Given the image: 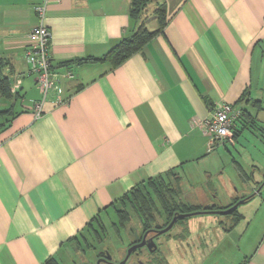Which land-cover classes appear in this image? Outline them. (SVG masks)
<instances>
[{
    "label": "crops",
    "instance_id": "0c3cea01",
    "mask_svg": "<svg viewBox=\"0 0 264 264\" xmlns=\"http://www.w3.org/2000/svg\"><path fill=\"white\" fill-rule=\"evenodd\" d=\"M44 1L0 0V58L12 87L0 109H11L0 125V264H61L95 216H117L114 204L133 187L173 169L197 172L213 151L199 124L220 103L246 111L223 145L258 127L264 132L253 92L264 83V0H151L137 19L132 0H49L51 56L58 72L74 76L62 81L64 102L50 92L36 117L33 101L43 92L26 50L39 23L34 5ZM163 2V30L123 63L77 61L104 56L142 21L158 28ZM248 163L255 172L238 162L243 179L264 167V156ZM233 187L219 201L192 205L243 199ZM239 206L242 218L221 226L223 239L243 225L241 246L253 245L240 249L244 263L264 264V203L249 222Z\"/></svg>",
    "mask_w": 264,
    "mask_h": 264
},
{
    "label": "rangeland",
    "instance_id": "374dc122",
    "mask_svg": "<svg viewBox=\"0 0 264 264\" xmlns=\"http://www.w3.org/2000/svg\"><path fill=\"white\" fill-rule=\"evenodd\" d=\"M147 27L151 29L153 26L148 22ZM262 78H264V73ZM256 86L253 92L260 95L259 98L262 101L259 103V109L260 114L264 116V83H262L259 89ZM1 97L0 95V109L4 105L1 102L5 101V98ZM251 107L259 111L256 104ZM2 114L4 113H0V125L11 117L10 114ZM256 129L258 130H251L241 135L239 137L240 140L233 145L230 142L227 145L218 142L216 147L212 149L211 158L197 172L194 169L188 171L186 166L181 173L183 178L180 199L188 204H192V202H216L220 200L215 198L217 194H219L218 198L220 196L227 197L229 195V191L227 190L234 186L233 191L234 189H238L240 194H245V196L252 194L255 196L254 199L239 206V210L245 213V218L249 222L251 220L250 217H253L256 209L261 207V203H264V167L256 171L253 178L243 179L239 175L237 166L238 162H240L243 164L245 171L251 174L255 170L248 167L249 157L261 158L264 156V132L259 127ZM241 144L247 145L248 150H245ZM243 157L246 164L242 160ZM199 166L200 164L197 167ZM173 179L172 177L170 178L172 183L175 181ZM259 181L263 182L262 185H259ZM160 211L163 212L162 209ZM156 212L159 222L165 225L166 219L164 214L160 213L159 210ZM129 214H131V219L126 222V226L141 224V219L132 209L129 210ZM110 216L111 218L107 221L108 227H106V232L102 230L103 232L100 233L102 234L101 238H97L96 234L92 232L86 233V237L82 239V245L78 244L76 248L70 249L68 256L63 259L61 264H79L82 260L87 259V255L94 257L96 250L103 249L105 245L113 244L115 239L119 240L120 238L113 232V227L110 224L111 221L117 220V216L113 211ZM184 223L189 224L190 229H192L191 233H188L189 236L187 234L186 240H177L175 235L178 232H183L181 225ZM184 223H178V225H175L162 235L165 255L173 264H245L246 257L244 253L249 251L253 245L251 243L248 245L250 249L242 248L239 235L243 225L237 226L235 231L229 235L230 238L226 237L225 240L223 239L221 226L227 225L229 227L233 225V216L222 215L216 212H202L188 216ZM241 248L245 252L240 250Z\"/></svg>",
    "mask_w": 264,
    "mask_h": 264
},
{
    "label": "trees",
    "instance_id": "16d2710c",
    "mask_svg": "<svg viewBox=\"0 0 264 264\" xmlns=\"http://www.w3.org/2000/svg\"><path fill=\"white\" fill-rule=\"evenodd\" d=\"M151 0H132L130 14L134 18H139L143 14L146 6ZM164 2L159 4L157 8L158 12V23L159 27L150 30L147 27L145 21H142L136 31L129 37L122 38L117 44H115L104 56L102 57H88L86 59H78L79 63L83 62H96V61H109L113 67L120 65L127 58L132 56L135 52L140 50L150 39L163 30L166 23V8ZM6 62L0 58V95L6 98L12 97V87L10 79L4 74L3 70ZM11 111L0 110V113H7ZM246 115V111L243 109L241 116ZM174 178L173 183L170 178ZM181 180L182 176L176 169L170 170V172L165 174H160L157 177L150 178L148 181L140 183L133 187L128 193L121 197L115 204L114 208L116 210L118 219L112 222L111 226L114 225H125L131 219V214L129 210L132 209L141 220L151 221L152 218L157 214V210L163 213L166 219L165 226L169 224L174 212L179 211L180 213L193 212L198 210H217L225 209L234 205L240 197H237L228 206H219L217 204H207V205H192L180 199L181 191ZM174 184V185H173ZM247 197V196H246ZM243 197V198H246ZM163 212H161V209ZM228 215L233 216L234 223L242 218L238 212V207L233 210ZM186 217H180L177 219L175 225L178 223H184ZM108 221V220H107ZM101 215H97L89 223V230L96 237H102L100 233L106 232L108 223ZM183 227V232L181 236L186 237L188 234V224L184 223L181 225ZM103 230V231H102ZM44 264H59L54 258L49 259ZM167 264V261H165Z\"/></svg>",
    "mask_w": 264,
    "mask_h": 264
},
{
    "label": "built area",
    "instance_id": "2783aa9c",
    "mask_svg": "<svg viewBox=\"0 0 264 264\" xmlns=\"http://www.w3.org/2000/svg\"><path fill=\"white\" fill-rule=\"evenodd\" d=\"M49 0L41 4L34 5V10L39 17V23L29 34L30 45L26 50V60L30 71L37 75V80L41 86L43 97L40 100L33 101L36 117H40L43 112L44 102L50 92L57 93V101L64 102L62 81L74 76L71 70L58 72L51 56L50 45L52 32L46 25V13ZM241 108L231 103L223 102L216 106L211 116L205 118L201 125L205 134L209 137V150L233 136V127L236 120L241 116Z\"/></svg>",
    "mask_w": 264,
    "mask_h": 264
},
{
    "label": "flooded vegetation",
    "instance_id": "af4514ba",
    "mask_svg": "<svg viewBox=\"0 0 264 264\" xmlns=\"http://www.w3.org/2000/svg\"><path fill=\"white\" fill-rule=\"evenodd\" d=\"M178 212L175 211L173 217ZM140 221L141 224L137 226H112L113 232L120 239L96 250L94 257L87 255V259L79 264H165V261L171 264L166 258L162 241V235L166 232L161 233V230L166 226L159 222L158 214L151 221Z\"/></svg>",
    "mask_w": 264,
    "mask_h": 264
},
{
    "label": "water",
    "instance_id": "95a60500",
    "mask_svg": "<svg viewBox=\"0 0 264 264\" xmlns=\"http://www.w3.org/2000/svg\"><path fill=\"white\" fill-rule=\"evenodd\" d=\"M249 200V197L243 198L238 200L234 205L225 208V209H217V210H198V211H193V212H187V213H179L176 214L173 219L170 221V223L161 230V233H165L167 231H169L170 229H172L177 221L178 218L180 217H186V216H190L192 214L195 213H202V212H216L219 214H227V213H231L233 210H235L240 204L246 203Z\"/></svg>",
    "mask_w": 264,
    "mask_h": 264
}]
</instances>
